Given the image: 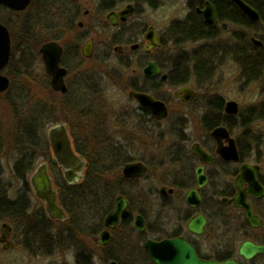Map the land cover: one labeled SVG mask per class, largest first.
<instances>
[{"label":"rangeland","instance_id":"374dc122","mask_svg":"<svg viewBox=\"0 0 264 264\" xmlns=\"http://www.w3.org/2000/svg\"><path fill=\"white\" fill-rule=\"evenodd\" d=\"M138 1L142 9H147V18L164 27V43L159 54L166 62H172L176 67L180 64L186 66L185 77L196 91L195 99L187 105H182L172 96L174 86L164 85L161 93L165 95L171 110L169 119L155 130L156 135H161L160 138L156 136L146 140L143 135L144 138L130 148L133 156L147 161L150 175L148 178L130 182L125 187L134 201V208L143 207L149 221L154 225L159 213L167 215V220L170 217V211L162 207L169 206L171 200H160L159 192L162 185L170 187L173 175L170 158L164 152L167 153L169 148H173L172 144L180 137L189 136L191 142L205 140L207 134L200 128L201 116L205 111H216V100L222 101L223 105L231 99L238 101L240 116L239 120L233 123V135L239 142H264V15L256 22L246 17L250 20L248 25L222 19L210 37L191 40L186 32L179 30V27L185 29L187 24L176 27L172 22L178 24L192 17L190 3L203 2ZM257 3L264 13V0H257ZM86 7L91 9V14L84 20L82 29L77 21L51 17L53 6L44 4L41 0H34L23 14H5V18L13 24L14 58L4 71L11 78L12 86L8 91L0 93V193L4 191L5 196L12 200L19 197L25 199L27 210L20 221H14L8 216L7 219H0V226L4 221L13 225V238L17 242L14 249H5L0 242V264H109L112 255H120L117 251L119 244L113 243L105 247L100 245V230L92 233L91 225H85L83 228V224L71 217L70 220H52L48 217L44 202L29 187L30 176L45 160L48 150L44 145L28 150V142L25 141L24 135H21L22 114L26 113L28 108L41 105L49 110L55 109L53 119H56L57 123L67 122L74 145L82 149L87 156L96 154L95 157H98L110 140L121 141L123 134L126 135L127 142L131 141L132 137L138 140L145 134L134 131L132 134L120 129L125 116L131 115V119L135 118L133 115L138 103L128 95L129 84L134 76L132 71L113 67L112 62L108 60L107 36L97 35L91 58H85L81 53V47L89 36L97 34L99 28L105 29L101 23L106 13L100 11V7L92 1L88 2ZM26 18L30 20L29 30L22 26V21ZM60 28L65 32L62 41L66 46L65 62L70 69L71 85L84 83L83 97L80 94L78 98L75 94L66 97L54 91L40 55L24 58L27 52L23 42L28 40L27 33L32 34V47L39 49L43 43L57 37ZM251 36L261 39L263 45L252 43ZM249 42L252 45H248ZM243 45L248 46L243 48ZM252 53L259 63L256 72L246 69L243 63L247 54ZM200 59L206 62L208 68L204 76L195 72ZM186 111L190 112L188 130L186 133H180L181 135L177 132L174 134L172 127L177 125L176 121H179ZM52 125L51 122H45L44 131H48ZM30 152H33L35 160L30 163L27 172L23 163L27 161L26 156ZM16 164H19L17 169ZM19 170L23 176L24 172H27V179L20 177ZM118 171H110V183L118 177ZM40 217L53 221L46 226L47 236L43 239L34 236L30 238V225L39 221ZM165 227L166 231L172 232L171 225ZM124 232L128 238L138 237L135 232ZM127 248L128 246L124 247L121 258Z\"/></svg>","mask_w":264,"mask_h":264},{"label":"flooded vegetation","instance_id":"af4514ba","mask_svg":"<svg viewBox=\"0 0 264 264\" xmlns=\"http://www.w3.org/2000/svg\"><path fill=\"white\" fill-rule=\"evenodd\" d=\"M33 1L34 0H31L28 8L32 5ZM41 1H44V4L53 6V13H51L50 11L51 17H61L59 20L67 18L71 22L77 21L80 29L84 27V20L91 14V9L86 7L87 3L92 1L98 7H100V11L106 13L105 18L101 23V25L105 29L99 28L97 34L94 33L93 35L89 36L88 39L93 38L94 41L93 53L97 43V35L100 34L107 36L108 40L106 51L108 52V60L112 62L113 67L131 70L132 74L134 75L132 77L131 83L129 84V92L131 90L145 92L152 95L156 99L163 100L167 104L169 109L168 116L164 119H157L150 113L147 107L140 104L135 98L130 97L132 100L138 103L137 108H135L134 110L135 114L133 115V117L135 116V118L131 119V115L125 116V120H123L122 127L120 128L121 130H123L124 132L134 131L142 134L145 132H143V130H146L147 116L160 123H163L169 119L171 109L166 97H161V89L163 88V83L167 81L171 70L177 67L172 62H166L159 54V51L163 48L164 43V27L161 26V24L157 21L147 18L146 15L148 14V11L145 8H141L138 0ZM200 1L202 2V0ZM219 2H222V0H219ZM219 2H212V4L216 8L218 17V22L214 27L206 24L202 19V15L199 9H202L204 4H200L199 2H195L197 4H194V2L190 3L192 12L196 13L203 23V29L200 30V33L206 37H210L212 35V32L217 29L222 20L220 17ZM0 5L4 6L3 4ZM128 5H131L133 7V12L124 19L121 17L120 12L124 10ZM28 8L23 11L10 10L18 13L24 12ZM257 10L260 13V10L258 8ZM245 17L247 16L245 15ZM172 24L177 26L174 21L172 22ZM59 27H61V25H59ZM64 36L65 32H62V28H60L59 35L48 40L47 42L56 41L63 48L60 65L67 68L65 82L67 84L68 90L67 92L63 93L61 91H56L53 88L52 89L56 92H60L66 97L71 94V91L75 92L74 94L77 96V98L80 95L83 97L82 90L84 83H77L74 86L71 85L72 83L70 80V69L65 62L67 51L66 46L62 41V38ZM11 40L12 54V51L14 49V39L12 37V34ZM40 48L33 51V56L40 55L42 59ZM84 57L91 58L86 56ZM8 65L9 63L2 70V73L5 75L7 74L4 73V71L7 70ZM150 65L153 67V69L155 68V66H157L159 68V71L152 75H147L144 72V69L148 68ZM164 74L167 75L165 79L163 78ZM47 75L51 86V77L48 73ZM178 77L179 76H176L174 78V80L178 84L174 85L172 96L182 105H187L191 103L195 98L189 102H185L182 101L180 97H175L174 91L182 86H192L188 83V81L181 83L180 80H177ZM9 79L10 86L8 90L12 85L11 78L9 77ZM135 84L137 86H134ZM84 101L86 102L85 99ZM224 107L225 105H223L222 110L216 109V111H205L202 114V126L200 128L205 130V133L207 134V138L205 140L191 142L189 140L190 137L187 136L180 137L179 140H177L173 144L171 160L173 175L171 179V185L170 187H168L167 185L161 186H166V188L171 189V191H168V193L164 195L160 190L161 187L159 189L161 195L160 200L164 202L168 201L169 198L171 200V204L169 206L162 207L163 209L170 211L169 220H167V215L164 216L159 213V221H157V219L155 224L153 225L149 221L148 214L143 209V207H138L137 209L134 208V201L132 197L129 196L127 190L125 191V193L119 192L115 195L113 207L109 212L115 209L117 198L120 196H124L128 201L129 214L126 218H123L117 226L109 229L112 235L109 243L106 245L100 244L104 247L109 246L110 244L112 245L113 243H115L116 245L119 244L117 246V251L120 252V255H112L109 260L110 262L115 260L117 264H143L142 260H145L146 258L148 259V264H157L150 258L149 249L146 244L147 241L150 239L159 241L164 238L182 237L187 240L188 243L195 246L198 256L204 260H216L222 262L233 259L238 264H264V142H239L237 137L233 135V123L239 120L240 110L237 114L231 115L225 111ZM189 114L190 112H183V114L179 118V121H176L177 125L172 127L173 132L175 131L177 133H186L189 128L190 122ZM132 122L133 125L130 126ZM222 125L226 126L229 129L230 136L235 139V145L239 156L238 160H227L222 154L218 152L219 143L217 139L212 135V131L217 126ZM68 129L70 131L69 126ZM154 130H158L157 126L154 127ZM143 138L144 136L142 134L138 140L135 138V140L133 141H126L125 145L127 146V150L131 153L130 148H133V145L138 141H141ZM72 142L74 144L73 139ZM196 144H199L200 147L205 150L206 153L210 156L209 161L202 160L200 154L194 149V146ZM221 145L229 146L230 143L227 139H224ZM77 152L88 163L86 155L80 153L79 151ZM130 161L144 162L148 168L147 173L142 177H126L123 174L122 167L123 176L133 181L144 179L150 169L147 161L135 156H132L131 159L127 162ZM126 163H124V165ZM244 165L251 166L253 173H255L256 171L258 178V187H256V189L253 188V185L251 184L249 178H244L240 182L238 181V179L243 178L242 168ZM48 166L49 172L51 173L50 175L53 179V183L54 185L56 184L55 187L60 188V186L57 185L55 181V175L56 172L59 171L62 178L66 181V179L64 178V171L62 167L59 165L52 166L51 163L48 164ZM199 171L202 172V177L205 180L202 186H200L199 184ZM29 187H31L32 189L31 183H29ZM252 189H254L255 192H253ZM151 191H153V189ZM243 202L250 206V209L256 216L254 221H252L248 217L247 207L242 204ZM106 215L103 218V227L100 229V233L103 230L107 229V227L105 226ZM139 215H142L145 220V230H139L134 225V220ZM168 225H171L172 227V232L170 233L165 229V226ZM124 230L129 233L135 232L138 237L135 239L128 238ZM4 232V237L6 233L10 234L3 240L0 237V242L3 248L14 249L17 242L13 238V226L11 231H8V229L6 228ZM117 240L118 242H115ZM131 241H134L135 243H130ZM246 241L251 242L257 246H262L263 250L257 251L250 256V251L241 252V247ZM130 245L132 247H129ZM126 246H128V248L125 250L124 256L121 258V256L123 255L122 252L124 250V247Z\"/></svg>","mask_w":264,"mask_h":264},{"label":"water","instance_id":"95a60500","mask_svg":"<svg viewBox=\"0 0 264 264\" xmlns=\"http://www.w3.org/2000/svg\"><path fill=\"white\" fill-rule=\"evenodd\" d=\"M236 3L245 14L249 16L252 21H258L260 19L259 12L246 3L244 0H232ZM31 0H0V4L10 8L14 11H23L30 5ZM203 20L211 25L216 26L218 22L217 11L215 6L208 0L204 3L203 8L199 9ZM133 12V7L128 5L124 10L120 12L122 18H126ZM252 42L256 45H263V41L252 37ZM94 48L93 38L88 39L83 47L82 53L86 57H91ZM12 50L11 34L8 27L0 22V93L8 90L10 86V79L7 75L2 73V70L7 66L10 61ZM63 48L56 41H49L44 43L40 52L44 61L46 71L51 77V86L56 91L67 92L68 87L65 82V76L67 74V68L60 65ZM159 71V68L150 65L144 69L147 75H152ZM166 74L163 78H166ZM129 96L135 98L140 104L147 107L150 113L157 119H164L169 114L167 104L161 100L156 99L152 95L131 90ZM175 97H180L182 101L189 102L195 97V91L190 86H182L174 91ZM239 103L236 100H228L225 102V111L228 114L235 115L239 112ZM212 135L217 139L219 143L218 152L222 154L227 160H238V151L236 149L235 139L230 136L229 129L226 126H217ZM47 138L50 143L54 162L62 167L64 176L69 183H77L84 177L85 168L88 163L75 151L68 126L65 122L61 121L52 125L47 131ZM224 139H227L230 143L229 146H222L221 143ZM194 149L200 154L202 160L209 161L210 156L203 150L199 144L194 146ZM243 178L238 179L240 182L244 178H249L253 188L258 187L257 173H253L252 167L243 166ZM147 165L142 161H130L123 166V174L126 177H142L147 173ZM199 184L202 186L205 180L202 177V172L199 171ZM30 183L35 192V195L45 203V210L51 219L65 220L68 215L64 207L58 201L59 188L54 187L53 179L49 172L48 162L40 163L30 177ZM162 194L166 195L171 189H167L166 186L161 187ZM255 192L254 189H252ZM247 207L248 217L254 221L256 216L253 214L250 206L246 203H242ZM129 214L128 201L124 196H120L116 200V207L109 212L105 217V226L107 229L100 233V244L106 245L111 239L110 228L117 226L123 218H126ZM134 225L139 230H145L146 224L142 215H139L134 220ZM11 231L12 226L4 222L1 225L3 240L8 237L10 233H6L5 229ZM147 247L149 249L150 258L157 264H238L235 260L230 259L226 261L216 260H204L197 254L195 246L188 243L184 238H164L162 240H148ZM263 250L262 246L254 245L251 242H244L241 247V252L250 251V255L257 251ZM110 264H117L115 260Z\"/></svg>","mask_w":264,"mask_h":264},{"label":"trees","instance_id":"16d2710c","mask_svg":"<svg viewBox=\"0 0 264 264\" xmlns=\"http://www.w3.org/2000/svg\"><path fill=\"white\" fill-rule=\"evenodd\" d=\"M204 0H202L203 2ZM214 3L219 2V0H211ZM253 6L257 7L260 10L261 16L263 17L264 13L261 10L260 5L257 3V0H246ZM219 9H220V17L223 20H228L232 22H240L243 25L250 24V20L246 19L245 14L240 11V9L231 1V0H222V2H219ZM25 12V11H24ZM24 12H14L10 9L1 6L0 5V21L4 23L12 34V23L5 18V14H15L20 15ZM186 25L185 29H181L179 26ZM22 26L25 30L31 29L30 26V20L26 18V20L22 21ZM176 27H179V30H182L183 32L187 33V36L191 40H199L202 38H205L206 36L202 35L200 33V30L203 29V23L198 17L196 13H193L192 17H189L185 21H181L177 24ZM27 33V31H26ZM29 36V37H28ZM31 33H27L28 40L26 42H23V47L25 48L26 53V59L33 57V51L35 50L31 45ZM13 37V34H12ZM248 45H252V43L249 42ZM248 45H243V48H246ZM245 53V52H244ZM247 53V52H246ZM14 58V49L11 54V59L9 64L12 62ZM244 66L246 69L249 68V71L256 72V69L259 68L258 61L253 57L252 54H247V56L244 58ZM196 74L200 76H204L208 72V68L206 67V62L203 59H200L197 62L196 68H195ZM187 73V68L183 64H180L177 68L171 70L169 73V77L165 83H163V86L165 84L169 85H177L174 78L176 76H179L177 80H180L181 83L187 82V78L185 77ZM180 83V82H179ZM12 86V85H11ZM134 86H137L136 84ZM145 88V87H142ZM74 91H71V94ZM161 97H165V95L162 94ZM214 107L218 110L223 109V103L220 100H216L214 102ZM54 110H49L44 105H41V107L36 108H28L26 113L24 112L22 114L21 118V129L22 134L25 137V141L28 142V150L34 149L38 145H44L45 148L48 150V154H46L45 160H48L52 166H55L52 151L49 145V142L47 140L46 132L44 131V123L45 122H51L56 123L57 120L53 119L54 116ZM164 123V122H163ZM160 122L155 121L154 119H151L147 116L146 118V131L144 132L146 140L151 139L150 137H159L160 134L155 133L154 127H158L161 124ZM176 126V125H174ZM173 126V127H174ZM124 133V132H123ZM133 134V132H131ZM130 133V134H131ZM139 133V132H137ZM176 132H174L175 134ZM178 135H181L180 133H177ZM134 138H131V141H133ZM112 141V142H111ZM126 141V135L123 134V139L121 141L117 140H110L108 143L105 141L106 146L104 147L102 154H100L98 157H95L96 154H89L87 156L84 154V151L80 149L79 147H76V150L80 153H83L87 157L88 166L85 171L84 178L77 184H69L66 182L59 171L56 172L55 175V181L57 185L60 186V192L58 195L59 202L63 205L65 210L68 213V220H70V217L77 221L80 224H83V228L85 225H91V231L92 233L98 232L103 227V218L104 216L110 211V209L113 207L114 203V197L117 193H125L126 187L125 185H128L130 182H134L133 180L129 178H125L122 174V167L124 163L129 161L131 157L133 156L132 153H130L127 150V146L123 143ZM174 144V143H173ZM172 144V146H173ZM172 148H169L167 150V153L164 152L166 155L169 156V161L172 160ZM132 152V151H131ZM33 152H30L26 158L27 161L24 162L25 164L24 168H27V172L29 171V165L31 162H33L34 156ZM144 159V158H142ZM19 165V164H18ZM18 165L16 164V169L18 168ZM34 165V164H33ZM22 168V166L20 167ZM33 168V166L31 167ZM112 169H118V177L115 179V181H112L110 183L109 180V174ZM20 171V170H19ZM27 172H24V176L22 175V171H20V177L26 178ZM150 175V169L148 174L145 176V178H148ZM27 210V201L23 198H17L16 200L8 199L5 196V192L0 193V219L6 218L7 216L14 221H20L21 218L26 214ZM20 219V220H19ZM52 223L53 221L48 218H41L36 223H33L30 225V228L28 230L29 237H38V238H46L47 234V225ZM10 223V222H9ZM43 227V228H42ZM82 228V229H83ZM148 259L145 258V260H142L143 264H148ZM127 264V263H126Z\"/></svg>","mask_w":264,"mask_h":264}]
</instances>
